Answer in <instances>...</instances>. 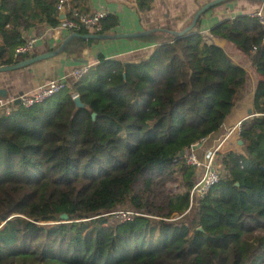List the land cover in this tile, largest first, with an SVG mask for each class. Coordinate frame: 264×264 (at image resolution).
Instances as JSON below:
<instances>
[{"label":"trees","instance_id":"16d2710c","mask_svg":"<svg viewBox=\"0 0 264 264\" xmlns=\"http://www.w3.org/2000/svg\"><path fill=\"white\" fill-rule=\"evenodd\" d=\"M84 1L68 0V19L87 13ZM152 1L137 0V9ZM59 5L0 0V67L20 60L28 31L61 24ZM199 22L180 37L145 36L154 44L148 58L98 55L45 102L0 109V264H264V25L251 15L210 31L263 79L240 151L217 154L220 180L185 220L197 172L178 154L221 131L249 89L247 71L204 40ZM117 26L106 15L98 34ZM96 42L74 38L61 54L76 61ZM73 95L87 109L77 111ZM118 210L140 215L114 222L108 214Z\"/></svg>","mask_w":264,"mask_h":264},{"label":"crops","instance_id":"0c3cea01","mask_svg":"<svg viewBox=\"0 0 264 264\" xmlns=\"http://www.w3.org/2000/svg\"><path fill=\"white\" fill-rule=\"evenodd\" d=\"M136 1L85 0L82 7L89 14L115 15L118 18V26L110 34L141 33L145 31L152 32L151 34H160L161 32L155 31L160 29L171 32L182 31L190 24L195 12L212 0H153L150 10L147 12H140L137 9ZM258 10H261L264 15V5L256 0H230L204 14L200 19L198 28L203 36H211L210 31L216 24L231 20L241 14L253 15ZM68 35L70 34L64 31L59 33L56 28L53 30V28L45 26L28 31L25 35L26 40H33L35 45L28 53L29 56L40 55L53 50ZM211 43L224 49L235 63L247 71L249 89L245 96L247 98L235 104L221 131L202 141V146L198 151L199 154L203 155L215 147L220 137L224 135L229 127L239 122L242 123L249 116L248 112L253 109L255 84L263 79L261 75L255 73L252 69L248 58L232 44L212 36ZM153 48L154 44L146 42L143 38L97 41L89 49L84 50L76 61L60 53L29 67L13 72L0 73V91L5 94L0 95V101L19 100L21 96L32 94L37 86L51 80L68 77L67 81L73 82L69 78V74L74 69L96 65L98 55H102L108 60L131 63L148 58ZM234 139L238 141V136L235 135ZM228 151H240V147L239 145L234 146L233 142H228L220 153Z\"/></svg>","mask_w":264,"mask_h":264},{"label":"built area","instance_id":"2783aa9c","mask_svg":"<svg viewBox=\"0 0 264 264\" xmlns=\"http://www.w3.org/2000/svg\"><path fill=\"white\" fill-rule=\"evenodd\" d=\"M68 0H60L59 11H63L65 14V18L61 20V24L56 28V30L60 33L62 31L71 34L74 32H78L81 29L86 30L92 34H98L101 30L100 21L105 17L102 13L89 14L82 13L78 11H71V18L68 19L65 12V4ZM257 19H259L260 23L264 25V15L261 10H258L253 15H251ZM53 28V30H55ZM204 40L207 43H211V36L204 35ZM34 45L33 40H28L26 45L17 50V54L25 55L28 54ZM93 66L87 65L80 67L78 69H74L71 74H69V78L71 81L75 82L81 79ZM68 77H64L58 80H51L42 85L37 86L33 93L30 95H23L19 98V105L23 108H29L33 105L40 104L45 102L46 100L52 98L53 96L61 93L67 87H69L73 82L67 81ZM77 95H73L72 98H75ZM15 101L11 100L9 102H1L0 101V109H3L6 113L14 110ZM241 122L233 125L228 128L224 135L220 137L215 147H213L210 151H208L204 157L203 161H199L194 152L191 150L188 155H185L184 162L186 165L194 167L196 171L200 172L199 178L196 179L192 189L189 192V209L185 213L184 216L189 215L193 210L197 207L200 200H202L210 191V189L219 182L221 172L223 171V166L221 163H216L217 154L221 152V149L228 142H233L234 146L238 145V141L234 139L235 135L238 136L240 131ZM112 217L114 222H125L131 220L134 216H139L140 214L132 211V210H118L108 214ZM178 217H174L173 220H177Z\"/></svg>","mask_w":264,"mask_h":264},{"label":"water","instance_id":"95a60500","mask_svg":"<svg viewBox=\"0 0 264 264\" xmlns=\"http://www.w3.org/2000/svg\"><path fill=\"white\" fill-rule=\"evenodd\" d=\"M230 0H212L206 4H204L203 6H201L193 15L192 20L190 22V24L184 28L182 31L179 32H171V31H164V30H157L155 32H161V33H168L172 36L175 37H180L190 31H192L196 25L198 24L199 20L201 19V17L206 14L209 10L213 9L214 7L226 3ZM258 2H261L264 5V0H256ZM65 18V14L63 11H61L59 13V17L58 19L61 21ZM164 31V32H163ZM152 32L149 31H145V32H141V33H118V34H80L79 32H74L71 33L70 35H68L61 43L60 46L55 49V50H51L47 53H43L40 55H35L33 57H29V58H23V55L19 54L18 56L20 57V60L17 61L16 63H14L13 65L10 66H3L0 67V73H6V72H13V71H17L26 67H29L35 63H38L40 61L43 60H47L49 58H52L58 54L61 53V51L63 50V48L66 46V44L74 39V38H81V39H86V40H97V41H105V40H116V39H131V38H144L145 36L151 35ZM0 95H5L3 91H0ZM74 104H75V109L81 110V109H87V106L85 104H83L79 98V96H76L75 98H73ZM20 103L19 100L15 101V104L18 105ZM251 110L248 112L249 114H251ZM92 119L94 120L96 117L95 113H92L91 115ZM238 145L241 146L242 142L240 140H238ZM202 146V142H199L195 145H193L191 147L192 151H196L198 149H200ZM186 154V150L182 149L179 154H178V159H182L185 157ZM60 219L62 220V222H66L67 221V215L66 214H62L60 216Z\"/></svg>","mask_w":264,"mask_h":264},{"label":"rangeland","instance_id":"374dc122","mask_svg":"<svg viewBox=\"0 0 264 264\" xmlns=\"http://www.w3.org/2000/svg\"><path fill=\"white\" fill-rule=\"evenodd\" d=\"M28 41V40H27ZM248 93V92H247ZM245 98H247V97H243L241 100L243 101ZM240 100V101H241ZM232 127V126H231ZM230 128V127H229ZM199 150V149H198ZM198 150H196V151H193L194 152V154H195V156H196V158L199 160V161H203L204 160V157H205V155H203V154H199V151ZM191 150H188V151H186V154L185 155H188L189 154V152H190ZM210 151V150H209ZM217 157V156H216ZM216 163H219L218 162V160H216ZM197 173H196V175H197V178H199V176H200V172H198V170L196 171ZM172 189H174L175 188V186H170ZM192 213L193 212H191L189 215H187V216H185V220L186 221H189L190 219H191V217H192ZM112 221H114L113 219H112Z\"/></svg>","mask_w":264,"mask_h":264},{"label":"bare ground","instance_id":"6f19581e","mask_svg":"<svg viewBox=\"0 0 264 264\" xmlns=\"http://www.w3.org/2000/svg\"><path fill=\"white\" fill-rule=\"evenodd\" d=\"M33 38V37H32ZM35 46V45H34ZM18 99V98H17Z\"/></svg>","mask_w":264,"mask_h":264}]
</instances>
